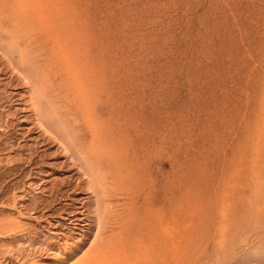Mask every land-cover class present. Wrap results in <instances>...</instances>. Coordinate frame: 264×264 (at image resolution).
Here are the masks:
<instances>
[{"label": "rangeland", "instance_id": "374dc122", "mask_svg": "<svg viewBox=\"0 0 264 264\" xmlns=\"http://www.w3.org/2000/svg\"><path fill=\"white\" fill-rule=\"evenodd\" d=\"M0 10V264H264V0Z\"/></svg>", "mask_w": 264, "mask_h": 264}, {"label": "bare ground", "instance_id": "6f19581e", "mask_svg": "<svg viewBox=\"0 0 264 264\" xmlns=\"http://www.w3.org/2000/svg\"><path fill=\"white\" fill-rule=\"evenodd\" d=\"M13 1V0H12ZM259 6V5H258ZM51 9V8H50ZM14 10H15V8H14ZM29 10V9H28ZM1 11V10H0ZM20 11V10H19ZM22 11V10H21ZM37 22V21H36ZM21 25V24H20ZM241 32V31H240ZM9 34V33H8ZM5 37V36H4ZM30 40V39H29ZM36 40V39H35ZM25 42V41H24ZM31 43V42H30ZM50 43V42H49ZM48 45V44H47ZM56 46V45H55ZM211 46V45H210ZM212 47V46H211ZM50 52V51H49ZM55 56V55H54ZM252 57V56H251ZM226 68V67H225ZM82 77V76H81ZM80 78V77H79ZM248 80V79H247ZM85 85V84H84ZM225 86V85H224ZM264 90V89H263ZM262 95H264V94H262ZM264 98V97H263ZM262 98V99H263ZM80 100V99H79ZM252 101H253V99H251ZM254 101H255V99H254ZM263 101H264V99H263ZM260 103V102H259ZM80 105V104H79ZM247 106H248V103H247ZM250 107V106H249ZM245 108H246V105H245ZM47 109V108H46ZM247 109V108H246ZM245 109V110H246ZM213 111V110H212ZM244 111V110H243ZM248 111V110H247ZM246 111V112H247ZM252 111V110H251ZM245 112V111H244ZM255 113V112H254ZM254 113H252V114H254ZM237 114V113H236ZM240 114V113H239ZM235 115V114H234ZM48 116V115H47ZM236 116V115H235ZM243 116V115H242ZM41 117V116H40ZM219 117H222V116H219ZM240 117H241V115H240ZM237 118V117H236ZM235 118V119H236ZM242 119L244 118V116L243 117H241ZM91 119V118H90ZM234 119V118H233ZM237 120H239L238 118H237ZM44 121V120H43ZM222 121V120H221ZM225 121V120H224ZM232 121V120H231ZM236 121V120H235ZM234 120H233V122H234V124L235 123H238V122H235ZM223 122V121H222ZM222 122H220V123H222ZM240 122V121H239ZM245 122V121H244ZM217 123H219V122H217ZM216 123V124H217ZM232 123V122H231ZM239 124V123H238ZM226 125V124H225ZM233 126H235L234 128H236V125H233ZM239 127H240V125H238ZM223 127V126H222ZM238 128V127H237ZM243 128L241 127V130H242ZM222 130V129H221ZM226 131H227V129H225ZM235 131H236V129H234ZM223 132H225L224 130H222ZM234 131V132H235ZM220 132V131H219ZM232 132H233V129H232ZM239 132H241V131H239ZM222 133V132H221ZM229 134H230V131L228 132ZM237 133V131L235 132V133H231L230 135H234V134H236ZM220 134V133H219ZM238 134V133H237ZM234 136H236V135H234ZM233 136V137H234ZM238 136V135H237ZM232 137V138H233ZM238 137H240V136H238ZM237 137V138H238ZM230 138H231V136H230ZM231 138V139H232ZM243 141H242V144H241V150L242 151H244V153H246V152H248L251 148H253V147H256V146H258V145H260L261 146V144H263L264 143V116H260L259 114H256V118H255V121H254V124H250L249 122L246 124V128H245V131H244V134H243ZM96 140V139H95ZM241 140V139H240ZM237 142V141H236ZM235 142V143H236ZM73 143V142H72ZM228 143H229V141H228ZM239 143V142H238ZM230 144V143H229ZM234 144V143H233ZM74 146H76V145H74ZM92 148V147H91ZM235 148V147H234ZM260 148V147H259ZM264 148V147H263ZM263 148H261L262 150H263ZM92 149H94V148H92ZM90 151V150H89ZM83 152V151H82ZM257 153V152H256ZM257 154H259V153H257ZM188 155V154H187ZM258 156V155H257ZM84 157L85 156H83V159H84ZM87 157V156H86ZM85 157V158H86ZM258 158H259V156H258ZM243 160H246V159H248V156L247 155H243V158H242ZM262 159V158H261ZM264 159V158H263ZM86 160V159H85ZM87 161V163H88V160H86ZM137 161V160H136ZM82 162V161H81ZM85 162V161H84ZM97 164V163H96ZM117 164V163H116ZM130 164V163H129ZM124 165V164H123ZM99 168V167H98ZM126 168V167H125ZM91 171V170H90ZM93 171V170H92ZM104 171V170H103ZM96 172V171H95ZM120 172V171H119ZM84 173V172H83ZM100 172H98V174H99ZM258 173V172H257ZM94 175V174H93ZM120 175V174H119ZM256 175V174H255ZM252 176H254V175H252ZM92 177V176H91ZM96 177H98V175L96 176ZM105 177V176H104ZM93 179V178H92ZM97 179V178H96ZM98 179H100V177L98 178ZM124 179V178H123ZM259 179V178H258ZM94 180V179H93ZM99 181V180H98ZM103 181V180H102ZM257 181V180H256ZM259 182V181H258ZM261 182H263V181H261ZM262 184V183H261ZM96 186V185H95ZM101 186V185H100ZM102 187V186H101ZM100 187V188H101ZM264 188V187H263ZM102 189V188H101ZM95 190V189H94ZM96 192V191H95ZM258 193V192H257ZM254 194H255V191H254ZM99 196H100V194H99ZM103 196V195H102ZM105 196V195H104ZM103 196V197H104ZM107 196V195H106ZM254 196H256V194L254 195ZM253 196V197H254ZM5 198V197H4ZM197 198V197H196ZM238 198V199H237ZM237 198H235V199H232V201L230 202V203H228V205L227 204H225V203H222L221 204V210H220V215H221V217L223 218V220H227V218H228V215H229V211H231V206L234 204V203H236L237 204V202L239 201V199H240V196L239 197H237ZM256 198V197H255ZM126 199V198H125ZM263 199H264V196H263ZM100 200V199H99ZM173 200V199H172ZM189 200V199H188ZM194 200V199H193ZM198 200V199H197ZM226 201V200H225ZM256 201V200H255ZM263 201V200H262ZM98 202V201H97ZM100 202V201H99ZM257 202V201H256ZM102 203H103V201H102ZM108 203V202H107ZM194 203V205L193 206H195L196 205V203L195 202H193ZM198 203V202H197ZM259 203V202H258ZM98 204V203H97ZM105 204V203H104ZM200 204V203H199ZM108 205V204H107ZM187 205V204H186ZM202 205V204H201ZM96 207H98V206H96ZM107 207V206H106ZM196 207H198V205H196L195 206V209H196ZM212 207V206H211ZM237 207V206H236ZM256 207V206H255ZM95 208V207H94ZM199 208V207H198ZM202 208V207H201ZM200 208V209H201ZM191 209V208H190ZM200 209H199V211H200ZM206 209V208H205ZM210 209H213V208H210ZM253 209V208H252ZM96 210V209H95ZM98 210V209H97ZM106 211V210H105ZM120 211V210H119ZM187 211V210H186ZM197 211H198V209H197ZM202 211H204L203 209L201 210V212L200 213H202ZM205 211H207V209L205 210ZM259 211L264 215V205H262L261 207H259ZM99 212V211H98ZM212 212L214 213V211L212 210ZM218 212V211H217ZM246 212H248V210H246V209H243L242 210V212H241V214H243V215H245V213ZM106 213V212H105ZM103 215H105L104 213H102ZM101 214V215H102ZM159 214V213H158ZM197 214H199V213H197ZM212 214V213H211ZM211 214L210 215H208L209 217H211ZM259 214V213H258ZM201 215V214H200ZM207 214H205V216H206ZM110 216V215H109ZM192 216H194V215H192ZM191 216V217H192ZM213 216V215H212ZM105 217V216H104ZM203 217H204V214H203ZM96 219V218H95ZM102 219V218H101ZM115 219V218H114ZM198 219H199V224H200V219L201 218H199L198 217ZM204 220H205V218H203ZM203 219H201V220H203ZM186 220V219H185ZM100 221V220H99ZM102 221V220H101ZM191 223V222H190ZM204 223H207V221H205ZM226 223L227 224H229L230 222L229 221H226ZM239 223V222H238ZM104 224V223H103ZM189 224V223H188ZM196 224V223H195ZM202 224V223H201ZM216 224V223H215ZM198 225V224H197ZM226 225V224H225ZM236 225V224H235ZM239 225H240V223H239ZM262 225V224H261ZM98 226V225H97ZM145 226V225H144ZM196 226V225H195ZM206 226V225H205ZM209 226V225H208ZM207 226V227H208ZM227 226V225H226ZM121 227V226H120ZM207 227H206V229H207ZM262 227H264L263 225H262ZM13 228V227H12ZM189 228V227H188ZM203 228V227H202ZM224 228V229H223ZM222 228V231H224L225 229H226V227H223ZM235 228V227H234ZM99 230V229H98ZM147 230V229H146ZM145 230V231H146ZM151 230V229H150ZM162 230V229H161ZM143 230H141V232H142ZM164 230H162V232H163ZM200 231V230H199ZM260 231V230H259ZM6 232V231H5ZM157 232V231H156ZM219 232V231H218ZM163 234V233H162ZM200 234V233H199ZM222 234V233H221ZM145 235V234H144ZM202 235V234H201ZM200 235V236H201ZM225 235V234H224ZM145 236H147V234L145 235ZM199 236V235H198ZM152 237H154L153 235H152ZM222 237H223V235H222ZM224 238V237H223ZM226 238V237H225ZM224 238V239H225ZM199 239H200V237H199ZM102 240V239H101ZM162 240V239H161ZM205 240V239H204ZM160 241V240H159ZM223 241H225V240H223ZM258 242V241H257ZM153 243V242H152ZM203 243V242H202ZM225 243V242H224ZM139 245H141V244H139ZM12 247V246H11ZM148 249L149 248H152V247H154V245H152V244H150V245H147L146 246ZM156 248H163L164 246L162 245H156L155 246ZM139 248H141V247H139ZM146 248V249H147ZM167 248V247H166ZM173 248V247H172ZM138 249V248H137ZM8 250V249H7ZM10 250H11V248H10ZM155 250V249H154ZM145 251H147V252H149L148 250H145ZM159 251V250H158ZM142 254H144V252L142 253ZM256 254V253H255ZM5 255V254H4ZM225 255V254H224ZM260 255V254H259ZM10 257V256H9ZM139 257V256H138ZM137 257V259H139ZM145 257H150V255L147 253V254H145L144 255V257H143V259L145 258ZM203 257V256H202ZM217 258H218V256H217ZM243 258V257H242ZM247 258V257H246ZM254 258H255V256H254ZM14 259V258H13ZM235 259V258H234ZM244 259V258H243ZM249 259V258H248ZM259 259V258H258ZM24 260H25V258H24ZM233 260V259H232ZM241 260V259H240ZM252 260H253V258H252ZM8 261V260H7ZM111 261V260H110ZM222 261V260H221ZM227 261V260H226ZM243 261V260H242ZM246 261H248V260H246ZM254 261V260H253ZM255 261H257V258H255ZM259 261V260H258ZM11 262V261H10ZM219 262V261H218ZM218 262H216V263H218ZM244 262H245V260H244ZM250 262H251V259H250ZM260 262V261H259ZM80 263V262H79ZM78 263V264H79ZM226 263V262H225ZM229 262H227L226 264H228ZM238 263H240L239 261H238ZM4 264V263H3ZM106 264V263H105ZM110 264V263H109ZM119 264V263H118ZM127 264V263H126Z\"/></svg>", "mask_w": 264, "mask_h": 264}]
</instances>
